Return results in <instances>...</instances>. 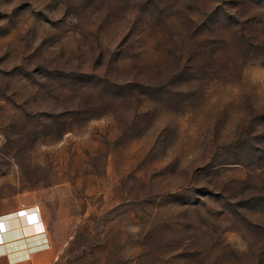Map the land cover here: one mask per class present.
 I'll return each mask as SVG.
<instances>
[{
  "label": "rangeland",
  "instance_id": "374dc122",
  "mask_svg": "<svg viewBox=\"0 0 264 264\" xmlns=\"http://www.w3.org/2000/svg\"><path fill=\"white\" fill-rule=\"evenodd\" d=\"M4 197L52 264H264V0H0Z\"/></svg>",
  "mask_w": 264,
  "mask_h": 264
},
{
  "label": "crops",
  "instance_id": "0c3cea01",
  "mask_svg": "<svg viewBox=\"0 0 264 264\" xmlns=\"http://www.w3.org/2000/svg\"><path fill=\"white\" fill-rule=\"evenodd\" d=\"M54 260L39 212L19 200L0 199V264H52Z\"/></svg>",
  "mask_w": 264,
  "mask_h": 264
}]
</instances>
